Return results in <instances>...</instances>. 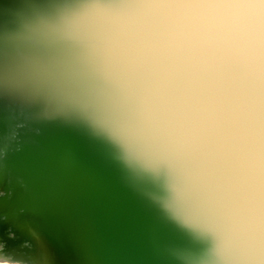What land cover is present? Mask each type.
I'll use <instances>...</instances> for the list:
<instances>
[{
    "label": "water",
    "instance_id": "1",
    "mask_svg": "<svg viewBox=\"0 0 264 264\" xmlns=\"http://www.w3.org/2000/svg\"><path fill=\"white\" fill-rule=\"evenodd\" d=\"M118 72L116 83L129 87L136 108H141L134 139L140 152L139 168L151 177L158 191V212L169 233L187 228L201 239H196L199 243L180 246L175 240L160 242L155 231L124 220L114 211L111 199L99 202L79 196L77 159L103 146L107 135L102 121H95L97 100L89 92L67 95L54 80L33 90L31 97L0 98V122L5 120L0 144L7 145L6 151L0 145V157L19 145L20 166H26L29 178L0 190V196L6 198L0 221L22 217L30 232H37L36 239L24 236L23 243H31L43 258L47 255L48 264H241V260L264 264V213L259 210L244 221V226L250 224L253 229L254 243L243 257L232 252L224 225L210 212L177 199V211L190 215L191 225L177 218L173 189L181 191L186 181L195 185L200 178L193 161L204 135L201 123L166 89L140 49L134 47V59ZM37 102L38 130L30 133L36 118L27 109L21 114L17 108ZM94 168L109 175L114 172L109 165ZM10 236L16 245L22 244L20 237ZM11 248L9 251L14 250Z\"/></svg>",
    "mask_w": 264,
    "mask_h": 264
},
{
    "label": "bare ground",
    "instance_id": "2",
    "mask_svg": "<svg viewBox=\"0 0 264 264\" xmlns=\"http://www.w3.org/2000/svg\"><path fill=\"white\" fill-rule=\"evenodd\" d=\"M143 3L144 0H0V98L11 101L31 97L41 85L53 84L51 80L70 96L89 92L98 102L95 121H102L107 138L92 154L85 152L77 159L79 196L99 202L111 199L114 211H119L124 220L155 231L160 242L198 244L196 239H201L187 228L169 233L161 218L158 191L151 177L139 168L134 130L141 108H136L130 88L116 83L119 69L134 59L129 25L133 14L148 2ZM131 91L134 92L132 87ZM38 104L17 108L21 114L27 109L36 118L30 133L38 130ZM4 122H0V132ZM1 137L6 138L4 134ZM2 147L6 151L7 145ZM10 150L0 157V190L29 179L26 166H20L19 145ZM107 165L114 169L112 175L94 168ZM5 203V196H0V211ZM23 220L18 216L0 221V264H48L47 255L43 258L31 243H23L24 236L37 238L36 230L30 232L32 229ZM10 235L20 237L22 244L16 245ZM15 246L20 248L16 250ZM9 247L14 250L9 251Z\"/></svg>",
    "mask_w": 264,
    "mask_h": 264
},
{
    "label": "clouds",
    "instance_id": "3",
    "mask_svg": "<svg viewBox=\"0 0 264 264\" xmlns=\"http://www.w3.org/2000/svg\"><path fill=\"white\" fill-rule=\"evenodd\" d=\"M129 26L163 85L211 137L216 217L243 257L254 243L244 221L264 213V0H148Z\"/></svg>",
    "mask_w": 264,
    "mask_h": 264
},
{
    "label": "snow or ice",
    "instance_id": "4",
    "mask_svg": "<svg viewBox=\"0 0 264 264\" xmlns=\"http://www.w3.org/2000/svg\"><path fill=\"white\" fill-rule=\"evenodd\" d=\"M129 42L134 47L140 49L133 36L130 38ZM201 126L204 135L201 138L200 148L196 152L193 161L194 167L200 178L195 185L190 181H186L185 186L181 191L173 189V210L176 213L177 218L186 226L191 225L192 218L184 212L177 211V205L175 203L177 199L186 200L198 211L210 212L215 216L220 215L217 204L213 198L219 160L211 137L202 124Z\"/></svg>",
    "mask_w": 264,
    "mask_h": 264
}]
</instances>
